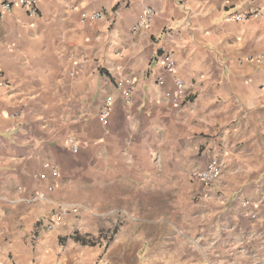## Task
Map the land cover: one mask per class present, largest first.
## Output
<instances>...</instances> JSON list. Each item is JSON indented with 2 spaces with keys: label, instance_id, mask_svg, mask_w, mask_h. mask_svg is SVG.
<instances>
[{
  "label": "crops",
  "instance_id": "obj_1",
  "mask_svg": "<svg viewBox=\"0 0 264 264\" xmlns=\"http://www.w3.org/2000/svg\"><path fill=\"white\" fill-rule=\"evenodd\" d=\"M3 1L0 264H264V0Z\"/></svg>",
  "mask_w": 264,
  "mask_h": 264
},
{
  "label": "built area",
  "instance_id": "obj_2",
  "mask_svg": "<svg viewBox=\"0 0 264 264\" xmlns=\"http://www.w3.org/2000/svg\"><path fill=\"white\" fill-rule=\"evenodd\" d=\"M15 6L17 7H22L23 9H25L27 11V13L31 14V15H36L37 14V0H4L2 3V12H10ZM263 14L262 11H258L255 12L253 14H251V16H258ZM155 16V12L152 9H146L138 18L137 23L135 24L133 30L134 31H138L140 29H146L149 28L151 26V22L153 17ZM92 18L94 19H99L101 18V14H95L92 16ZM247 17L245 15H238L235 17L234 20L236 21H242L244 19H246ZM162 62L165 68V71L168 74H173L175 72V61L173 59V57L170 54H164L162 56ZM2 74V71L0 69V76ZM131 82L126 79V78H121L117 81V88L120 91L121 95L126 99V100H130L131 99V95H132V89L130 86ZM177 86V90L176 93L173 97V100L175 103L177 104H181L182 102V98L184 95V90H185V86L182 82L177 81L176 83ZM170 96V95H168ZM172 97V96H171ZM112 104V99L108 98L105 102L104 108L101 111V115H100V122L103 126H107L109 124V116H110V107ZM69 145L71 148V152L73 154H77L79 152V144L73 140L70 139L69 140ZM222 163L221 161H219V159L217 158H212L208 164L206 165L205 168L200 169V170H196L193 173V178L195 180L201 181L204 184L207 185H212L217 183L221 176H222ZM54 174L57 175V171L56 169H54ZM46 198V194L45 193H38L35 194L29 198L26 199L27 203H33L39 200H43ZM248 206V203H245ZM63 214H66L68 212H77L78 208L76 206H71V207H63L62 209ZM246 216H250V217H255V215L253 213L247 212L245 214ZM61 217L54 214L52 216V219L54 221L59 220Z\"/></svg>",
  "mask_w": 264,
  "mask_h": 264
},
{
  "label": "rangeland",
  "instance_id": "obj_3",
  "mask_svg": "<svg viewBox=\"0 0 264 264\" xmlns=\"http://www.w3.org/2000/svg\"><path fill=\"white\" fill-rule=\"evenodd\" d=\"M75 205V204H74ZM108 221V223H110V225L108 224L106 227H108L109 229H106V228H104L103 229V233L105 232V235H111V233H112V231L115 229L114 227H115V223L113 222V219H109V220H107Z\"/></svg>",
  "mask_w": 264,
  "mask_h": 264
},
{
  "label": "trees",
  "instance_id": "obj_4",
  "mask_svg": "<svg viewBox=\"0 0 264 264\" xmlns=\"http://www.w3.org/2000/svg\"><path fill=\"white\" fill-rule=\"evenodd\" d=\"M74 239H75V241L80 242L83 245H91V246L95 245L94 241L88 240V239H85V238H80L79 235H76Z\"/></svg>",
  "mask_w": 264,
  "mask_h": 264
}]
</instances>
